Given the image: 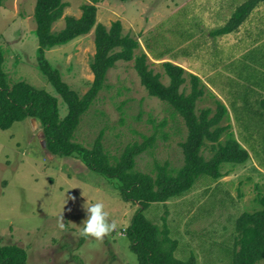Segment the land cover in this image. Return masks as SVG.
<instances>
[{
  "label": "rangeland",
  "instance_id": "374dc122",
  "mask_svg": "<svg viewBox=\"0 0 264 264\" xmlns=\"http://www.w3.org/2000/svg\"><path fill=\"white\" fill-rule=\"evenodd\" d=\"M36 1H5L0 9V50L5 71L13 81L27 82L57 96L37 69ZM238 1L241 6L249 0ZM65 2L69 5L65 16L80 18L81 6L91 0ZM225 2L178 0V8L169 0H138L124 5L120 0H101L98 22L110 27L122 21L125 33L139 38L140 52L148 54L150 68L162 76L165 85L169 78L164 62L172 60L184 67L190 64L187 67L200 71L203 84L227 103L231 116L239 119L236 136L225 116L220 126L228 130L220 143H226L229 134L243 143L251 132L264 134V117L257 105L258 93L264 89V3L253 11L252 20L248 19L241 40L234 43L237 38L231 33L226 44L220 45L217 37L207 44L205 33L200 34L207 30V19L216 15L218 23L211 27L214 30L234 14L235 8L225 6ZM194 15L200 17H189ZM64 27L63 18L53 25V31ZM94 54L92 31L46 52V59L72 89L85 95L95 79L90 67ZM188 75L183 86L186 93L191 91ZM207 86L205 97L197 102L198 115L205 109L212 114L217 110V99L208 93ZM59 105L63 118L66 106L61 99ZM101 133L105 151L116 158L127 146L141 144L144 137H155V144L136 158V171L153 174L156 165L169 164L173 170L184 165L180 144L188 134L185 123L170 106L148 95L133 63L119 62L109 70L106 88L82 118L75 140L91 147ZM207 145L202 155L208 160L214 151L210 143ZM221 172L228 177L216 183L202 176L190 192L166 204H152L144 212L159 228L169 229L170 239L177 242L174 256L179 261L194 258L196 264H234L237 220L244 212L260 209L255 199L264 195V187L260 191L250 187L249 178L256 176L250 160L239 166L223 165ZM100 199L110 218L117 221L118 230L102 241L85 239L79 227L86 218L83 205L87 200L92 204ZM137 209V205L122 200L116 179L90 170L73 157L52 155L36 120L26 119L0 131V246L24 248L27 264H136L138 257L124 234ZM61 214L64 229L57 223Z\"/></svg>",
  "mask_w": 264,
  "mask_h": 264
},
{
  "label": "trees",
  "instance_id": "16d2710c",
  "mask_svg": "<svg viewBox=\"0 0 264 264\" xmlns=\"http://www.w3.org/2000/svg\"><path fill=\"white\" fill-rule=\"evenodd\" d=\"M5 1L0 0V9ZM120 1L126 3L138 0ZM100 2L91 0V3L82 5V15L76 18L65 16V10L69 7L65 0L36 1L34 16L39 42L37 69L57 96L27 82L13 81L5 71L0 50V131H7L15 123L26 119L36 120L43 130L47 150L52 155L73 157L90 170L108 179H116L122 200L138 206L124 234L131 241V250L138 257L136 264H196L194 258L186 263L177 260L174 256L177 242L170 239L166 223L165 228L161 229L149 221L144 212L152 204H166L190 192L202 176H208L215 182L224 178L226 175L221 172L223 165H244L250 156L233 134L228 135L226 143H220L222 135L228 130V127L220 126L228 113L221 101L217 100L215 114L210 109L197 114V102L206 94L202 79L171 60L162 64L169 78V84L165 85L162 76L150 68L148 54L140 52L139 38L126 34L122 21L117 20L110 27L98 22L97 5ZM262 3L264 0H249L241 5L230 20L213 31L211 36L237 32ZM63 18L65 27L53 31V25ZM92 31L95 54L90 67L95 79L90 90L80 95L63 80L60 71L48 63L46 52L88 36ZM119 62L133 63L148 95L166 103L174 115H180L183 119L188 134L180 144L184 158V165L180 169H169V164H166L156 165V173L153 174L136 171V158L155 144L154 136L144 137L141 144L127 146L119 158L105 151L102 133L91 147L76 142L82 118L106 88L109 70ZM185 74H189L190 78L189 93L183 91L187 83ZM212 96L215 97L214 94ZM59 99L66 106L67 114L63 118ZM207 143L211 144L214 151L208 160L202 155ZM255 200L260 209L242 213L236 223L234 264L264 263V195L258 194ZM27 260L24 248L17 245L0 246V264H27Z\"/></svg>",
  "mask_w": 264,
  "mask_h": 264
},
{
  "label": "crops",
  "instance_id": "0c3cea01",
  "mask_svg": "<svg viewBox=\"0 0 264 264\" xmlns=\"http://www.w3.org/2000/svg\"><path fill=\"white\" fill-rule=\"evenodd\" d=\"M142 1V0H141ZM171 3H174L175 7H178V0H169ZM135 2V1H134ZM123 3V2H122ZM227 4V7L229 8H232L234 7V12L240 7L239 6V1L238 0H226L225 2V6ZM263 4V3H262ZM262 4L259 5V7L262 6ZM124 5V3H123ZM127 5V4H126ZM179 8V7H178ZM181 8H185L184 6H181ZM99 12V11H98ZM233 13V12H232ZM231 13V14H232ZM230 14V15H231ZM161 15V13L159 12V16ZM229 15V16H230ZM158 16V17H159ZM226 17V20L228 21L232 16L230 17ZM253 16V13L251 14L250 18ZM189 17H200V16H189ZM216 15L213 17H210L209 19H207V30L206 31H203L201 30L200 31V34L202 35V33L204 32L205 33V36H206V41H207V44L210 43V41L212 40V37L211 36V33L215 30H217L218 28H221V27H218L217 29H214L211 28L213 27V25H216L218 23V19H215ZM249 18V20H250ZM201 19V18H200ZM154 20V19H153ZM225 20V19H223ZM222 20V21H223ZM247 20L242 26L241 28L237 31V32H234L232 33L237 39H235V42L236 43L237 41H239V39L241 40V35L243 34L242 31H243V28L245 27V25L248 23ZM252 20V18H251ZM213 21V22H212ZM163 22V21H162ZM157 26L159 25H162V23H157L156 24ZM209 27V29H208ZM232 34H228V35H224V36H218L217 38H220V42L219 44L222 45V44H226V39H227V36H231ZM233 44V43H232ZM191 57H188L186 59H190ZM188 66L190 64H187ZM187 65L183 68L188 71L189 73H193L195 74V72H198L200 74V71L196 70L195 68L191 67H187ZM197 75V74H195ZM199 76L201 79H203V82L205 80V78L202 76L201 77V74L200 75H197ZM205 84V83H204ZM206 85V84H205ZM207 86V85H206ZM207 90H208V93L209 94H214L212 93V91L208 88L207 86ZM210 91V92H209ZM214 92V91H213ZM216 94V93H215ZM207 97V96H206ZM216 97V96H215ZM258 97H259V100H258V103L257 105L260 107V110L258 111L259 115L263 116L264 117V89L261 88V91L258 93ZM220 97H216V99L218 101H221L219 99ZM225 107L227 108V117L226 119L228 121H230V131H232L236 136L239 135V132H240V129L237 125V121L239 120L237 117H233L231 116L232 115V111L228 108L227 106V103L225 101H221ZM229 115H230V119H229ZM251 131V130H250ZM239 142V141H238ZM241 144V146L248 152L250 158L249 160L251 161L252 163V172L256 175L254 176L253 178H249V180L251 181L250 183V187L252 185V188L257 190V191H260V189H262L264 187V134L262 135L260 132L259 134H253L251 132L250 135H248V138L245 140V142H239ZM256 156H258L256 158ZM248 160V161H249ZM225 177H228V176H225ZM224 177V178H225ZM222 178V179H224ZM254 180H256L254 182ZM219 182V181H218ZM217 183V182H216ZM247 184H249V182L247 181ZM251 193V191H250ZM259 193V192H258ZM250 213V212H249Z\"/></svg>",
  "mask_w": 264,
  "mask_h": 264
},
{
  "label": "clouds",
  "instance_id": "9594fccd",
  "mask_svg": "<svg viewBox=\"0 0 264 264\" xmlns=\"http://www.w3.org/2000/svg\"><path fill=\"white\" fill-rule=\"evenodd\" d=\"M69 199L74 198L69 197ZM83 207L86 212V218L81 222V226L79 227L80 234L85 239L90 238L96 241H102L106 236L118 230L119 225L115 219L110 218L103 199L97 200L92 204H89L87 200ZM57 223L60 229L66 227L62 214L59 216ZM68 223L72 224L71 222Z\"/></svg>",
  "mask_w": 264,
  "mask_h": 264
}]
</instances>
